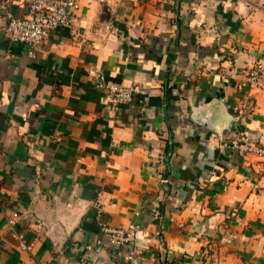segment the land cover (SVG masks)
I'll list each match as a JSON object with an SVG mask.
<instances>
[{
  "label": "crops",
  "instance_id": "1",
  "mask_svg": "<svg viewBox=\"0 0 264 264\" xmlns=\"http://www.w3.org/2000/svg\"><path fill=\"white\" fill-rule=\"evenodd\" d=\"M77 1L31 56L0 0V264H264V174L229 146L264 145V0ZM99 73L138 88L116 114Z\"/></svg>",
  "mask_w": 264,
  "mask_h": 264
},
{
  "label": "built area",
  "instance_id": "2",
  "mask_svg": "<svg viewBox=\"0 0 264 264\" xmlns=\"http://www.w3.org/2000/svg\"><path fill=\"white\" fill-rule=\"evenodd\" d=\"M27 4V11L22 16H16L12 11L0 7V15L5 11L8 22L4 32L13 42L24 43L30 46L29 54L34 56L39 46L50 36L51 32L61 26H70L73 18L80 8L77 0H22ZM248 91L240 101L243 112H252L255 109L253 102L257 91L264 88V67L261 60H257L247 74ZM97 86L103 91L105 100L113 114L120 108L129 104L138 92V88L132 85H122L109 81L106 76L99 73L96 77ZM229 146L239 156L253 154L258 158V170L264 174V145L252 140L249 135L242 133L230 140ZM101 201L97 204L98 218L101 217L103 207ZM18 214L9 218V224L17 223ZM103 231L108 237L109 245L121 247L131 245L136 241L137 229L131 225L126 227H114L105 224ZM22 249L32 251V246L24 241L22 234L19 236ZM135 249L131 250L129 258H133Z\"/></svg>",
  "mask_w": 264,
  "mask_h": 264
}]
</instances>
